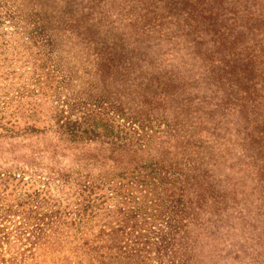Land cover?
<instances>
[{
    "label": "trees",
    "instance_id": "trees-1",
    "mask_svg": "<svg viewBox=\"0 0 264 264\" xmlns=\"http://www.w3.org/2000/svg\"><path fill=\"white\" fill-rule=\"evenodd\" d=\"M92 1L0 0V264H220L264 191V0L133 34Z\"/></svg>",
    "mask_w": 264,
    "mask_h": 264
},
{
    "label": "rangeland",
    "instance_id": "rangeland-1",
    "mask_svg": "<svg viewBox=\"0 0 264 264\" xmlns=\"http://www.w3.org/2000/svg\"><path fill=\"white\" fill-rule=\"evenodd\" d=\"M83 1L86 2V0ZM157 1L162 3L166 0ZM176 1L182 3L183 0ZM96 2L97 0L92 1L94 5ZM143 2L145 1L98 0V5H103L104 14L111 15L110 20L114 21V25L118 31L133 34L142 31V8L146 5V3L143 4ZM180 6L182 7L183 4ZM169 30L171 31V29ZM173 33L175 34L174 31ZM24 160L28 162V159ZM1 161L0 163H2ZM260 195L264 197V191L261 194L256 193L255 196L257 197ZM255 196H249L247 199L251 204V208L246 212L245 220L237 222V230H235L237 233L236 236H225L226 238L228 237L227 241L225 240L226 259L220 264H264V215H262L264 210L261 211L259 215L253 210V207L259 204V201H255ZM262 202L264 204V201ZM208 246L210 245L206 244V247L202 250V256H200L204 261L207 260L206 254L210 250ZM234 254H237L238 258L233 261L231 257H233Z\"/></svg>",
    "mask_w": 264,
    "mask_h": 264
}]
</instances>
